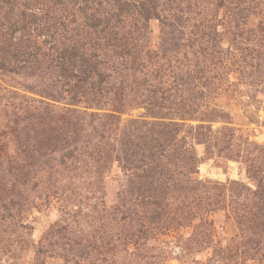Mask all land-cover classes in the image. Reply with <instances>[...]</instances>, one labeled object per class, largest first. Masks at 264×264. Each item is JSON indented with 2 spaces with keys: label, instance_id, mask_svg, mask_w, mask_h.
Wrapping results in <instances>:
<instances>
[{
  "label": "rangeland",
  "instance_id": "374dc122",
  "mask_svg": "<svg viewBox=\"0 0 264 264\" xmlns=\"http://www.w3.org/2000/svg\"><path fill=\"white\" fill-rule=\"evenodd\" d=\"M215 22L216 48L166 51L159 22H149L145 50L157 56L135 78L141 93L145 78L157 98L168 97L161 106L146 109L139 98L121 113L72 105L66 93L49 97L47 81L31 88L34 78L0 70V264H264V39L223 33L221 14ZM47 103L76 124L53 150H41L23 115L13 116ZM154 121L165 127H142ZM153 140L165 159L138 178L123 151ZM148 183L165 192L152 224L127 194L149 195ZM116 206L147 221L123 228Z\"/></svg>",
  "mask_w": 264,
  "mask_h": 264
},
{
  "label": "trees",
  "instance_id": "16d2710c",
  "mask_svg": "<svg viewBox=\"0 0 264 264\" xmlns=\"http://www.w3.org/2000/svg\"><path fill=\"white\" fill-rule=\"evenodd\" d=\"M195 10L198 19L194 16ZM219 14L223 33L233 36L238 33L241 37L258 32L264 39V0H0V70L34 78L37 85L31 88L47 81L50 92L57 95L49 93V97L62 99L61 95L66 93L72 105L84 103L97 109L110 106L112 111L121 113L130 101L139 98V104L147 105L146 109L161 106L168 97L159 93L157 98L154 91L158 92V87L149 90L145 78L141 84L146 94L141 93L135 78L137 72L146 69L152 56H157L145 50L149 22L156 20L161 26L160 32L165 37L160 39V49L165 47L166 51V45L214 49L221 42L215 22ZM180 40L184 44H179ZM233 41L230 44L234 45ZM148 94L152 103L142 101ZM51 107L54 106L47 103L41 110L26 107L13 112L17 118L23 115L24 131H31L34 141L40 136L37 141L41 150H53L56 145L61 147L60 144L67 143L68 128L76 125ZM155 115L158 118L159 114ZM91 116L114 117L95 113ZM13 123L16 125L15 120ZM4 126L10 134L18 135L10 125ZM162 126L165 124L156 121L142 123L152 133ZM160 137H165V130ZM132 142L126 144L128 153L123 151L125 166L133 168L132 173L138 178H149L165 159L163 145L158 140L142 146ZM157 150L163 152L157 154ZM74 152L76 147L65 151L70 156ZM139 189L142 188L136 187V192ZM0 190H4L1 184ZM146 191L149 195L136 198L133 189L127 194L131 198L129 202L137 200V205H143L149 215L148 223L152 224L163 216L165 192L157 187L149 192V183ZM125 195L121 199L122 207ZM115 210L120 214L123 228L124 223L139 222L143 227L147 221L145 217L137 221L135 213L128 208L123 211L116 206Z\"/></svg>",
  "mask_w": 264,
  "mask_h": 264
}]
</instances>
